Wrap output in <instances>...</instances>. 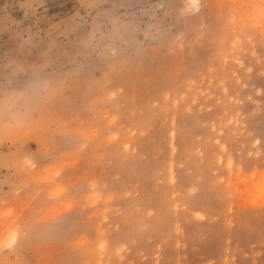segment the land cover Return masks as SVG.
Returning a JSON list of instances; mask_svg holds the SVG:
<instances>
[{"label": "rangeland", "instance_id": "1", "mask_svg": "<svg viewBox=\"0 0 264 264\" xmlns=\"http://www.w3.org/2000/svg\"><path fill=\"white\" fill-rule=\"evenodd\" d=\"M0 264H264V0H0Z\"/></svg>", "mask_w": 264, "mask_h": 264}]
</instances>
